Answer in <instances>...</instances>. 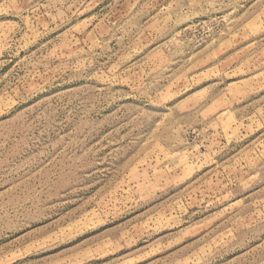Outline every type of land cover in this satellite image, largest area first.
I'll return each mask as SVG.
<instances>
[{
	"label": "rangeland",
	"instance_id": "obj_1",
	"mask_svg": "<svg viewBox=\"0 0 264 264\" xmlns=\"http://www.w3.org/2000/svg\"><path fill=\"white\" fill-rule=\"evenodd\" d=\"M0 264H264V0H0Z\"/></svg>",
	"mask_w": 264,
	"mask_h": 264
}]
</instances>
